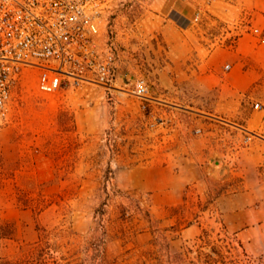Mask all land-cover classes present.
I'll return each mask as SVG.
<instances>
[{
  "label": "rangeland",
  "instance_id": "obj_1",
  "mask_svg": "<svg viewBox=\"0 0 264 264\" xmlns=\"http://www.w3.org/2000/svg\"><path fill=\"white\" fill-rule=\"evenodd\" d=\"M175 1L117 9L109 84L45 95L25 73L0 127V264H264L223 219L264 206V0H180L182 27Z\"/></svg>",
  "mask_w": 264,
  "mask_h": 264
},
{
  "label": "built area",
  "instance_id": "obj_2",
  "mask_svg": "<svg viewBox=\"0 0 264 264\" xmlns=\"http://www.w3.org/2000/svg\"><path fill=\"white\" fill-rule=\"evenodd\" d=\"M126 2L0 0V127L8 124L14 91L28 70L40 71L38 89L45 95L71 82L111 83L115 49L113 43L102 47L101 30ZM256 34L264 44L263 33L256 30ZM147 94L141 80L139 96Z\"/></svg>",
  "mask_w": 264,
  "mask_h": 264
},
{
  "label": "crops",
  "instance_id": "obj_3",
  "mask_svg": "<svg viewBox=\"0 0 264 264\" xmlns=\"http://www.w3.org/2000/svg\"><path fill=\"white\" fill-rule=\"evenodd\" d=\"M172 19L178 27L187 24L193 18V12L183 1L174 2ZM251 46L244 41L240 43L241 53L252 54ZM231 81L239 90H246L252 83V78L231 74ZM227 85V84H226ZM237 199V198H236ZM228 236L236 239L242 250L255 259L264 258V206L259 203L254 206L229 209L223 215Z\"/></svg>",
  "mask_w": 264,
  "mask_h": 264
},
{
  "label": "bare ground",
  "instance_id": "obj_4",
  "mask_svg": "<svg viewBox=\"0 0 264 264\" xmlns=\"http://www.w3.org/2000/svg\"><path fill=\"white\" fill-rule=\"evenodd\" d=\"M221 166V165H220Z\"/></svg>",
  "mask_w": 264,
  "mask_h": 264
}]
</instances>
